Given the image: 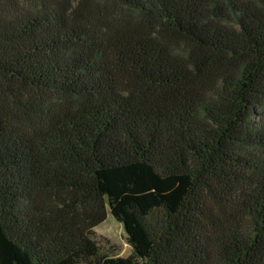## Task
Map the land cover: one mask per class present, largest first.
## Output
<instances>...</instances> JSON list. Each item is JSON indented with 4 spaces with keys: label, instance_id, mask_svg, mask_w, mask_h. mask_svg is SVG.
<instances>
[{
    "label": "trees",
    "instance_id": "1",
    "mask_svg": "<svg viewBox=\"0 0 264 264\" xmlns=\"http://www.w3.org/2000/svg\"><path fill=\"white\" fill-rule=\"evenodd\" d=\"M0 264H264V0H0Z\"/></svg>",
    "mask_w": 264,
    "mask_h": 264
},
{
    "label": "rangeland",
    "instance_id": "2",
    "mask_svg": "<svg viewBox=\"0 0 264 264\" xmlns=\"http://www.w3.org/2000/svg\"><path fill=\"white\" fill-rule=\"evenodd\" d=\"M121 13L129 17L134 16L126 10H121ZM94 232V240L101 252L117 257H127L131 254L124 227L113 218L109 210L106 219L94 228Z\"/></svg>",
    "mask_w": 264,
    "mask_h": 264
}]
</instances>
